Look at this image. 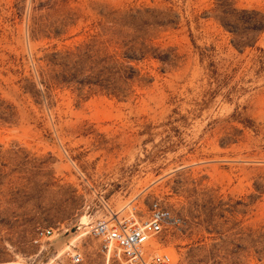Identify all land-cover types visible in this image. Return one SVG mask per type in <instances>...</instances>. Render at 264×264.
Segmentation results:
<instances>
[{
  "label": "rangeland",
  "instance_id": "rangeland-1",
  "mask_svg": "<svg viewBox=\"0 0 264 264\" xmlns=\"http://www.w3.org/2000/svg\"><path fill=\"white\" fill-rule=\"evenodd\" d=\"M48 1L0 0V264H74L75 251L79 264H118L82 217L141 215L153 201L183 219L156 238L173 264H264V31L239 52L232 40L252 37L219 21V5L264 14V0ZM126 8L176 20L157 35L177 67L128 101L66 87L38 99L33 77L51 48L85 41L99 12ZM64 18L60 37L33 31ZM211 61L229 76L221 88L208 78ZM42 229L54 235L35 243Z\"/></svg>",
  "mask_w": 264,
  "mask_h": 264
},
{
  "label": "trees",
  "instance_id": "trees-1",
  "mask_svg": "<svg viewBox=\"0 0 264 264\" xmlns=\"http://www.w3.org/2000/svg\"><path fill=\"white\" fill-rule=\"evenodd\" d=\"M45 5L39 2L37 8ZM219 9V21L231 34L235 37H252L247 41L234 38L231 42L233 47L239 52L255 48L259 34L264 31V14L256 10L231 11L224 5H219ZM99 15L101 18L94 32L85 41L62 50L53 46L52 52L45 56V68L37 70L33 77L44 88L35 92L38 99L51 100L55 88L66 87L73 88L84 97L102 93L128 101L137 97L138 86L149 85L157 74L167 73L177 67L181 57L176 49L164 47L158 41L160 37L157 34L176 23L165 12L149 8H126L99 12ZM65 18L71 19L68 16ZM65 18L45 25L39 21L34 24L36 27L33 31L48 35V38L60 37L67 22ZM257 49L264 54L262 48ZM258 63L259 69L264 70L262 57ZM208 71L209 80L218 88L228 83L229 76L220 78L213 61L208 63ZM31 84L37 88L34 80ZM214 93H210V96ZM257 238V254L262 257L263 228L258 230Z\"/></svg>",
  "mask_w": 264,
  "mask_h": 264
},
{
  "label": "built area",
  "instance_id": "built-area-1",
  "mask_svg": "<svg viewBox=\"0 0 264 264\" xmlns=\"http://www.w3.org/2000/svg\"><path fill=\"white\" fill-rule=\"evenodd\" d=\"M182 224L181 216L171 212L159 201H153L141 215L133 212L124 217L111 212L93 219L86 233L99 241L100 251L107 262L114 260L118 264H173L170 254L156 238L161 232ZM53 235L52 229H42L34 242H49ZM70 258L74 264L83 261L82 254L76 251Z\"/></svg>",
  "mask_w": 264,
  "mask_h": 264
},
{
  "label": "bare ground",
  "instance_id": "bare-ground-1",
  "mask_svg": "<svg viewBox=\"0 0 264 264\" xmlns=\"http://www.w3.org/2000/svg\"><path fill=\"white\" fill-rule=\"evenodd\" d=\"M81 224L88 226V225H90V222L87 220V217H82ZM80 237L81 236H78V237L72 239L70 244L66 247V250L72 251V249L76 247V243L79 241ZM61 254L62 253H60L59 255L61 256Z\"/></svg>",
  "mask_w": 264,
  "mask_h": 264
}]
</instances>
